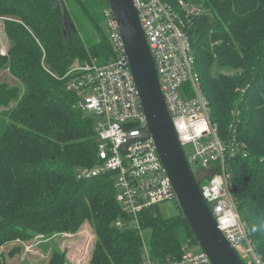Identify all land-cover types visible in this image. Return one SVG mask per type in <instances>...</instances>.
Here are the masks:
<instances>
[{
    "label": "trees",
    "instance_id": "obj_1",
    "mask_svg": "<svg viewBox=\"0 0 264 264\" xmlns=\"http://www.w3.org/2000/svg\"><path fill=\"white\" fill-rule=\"evenodd\" d=\"M187 1L201 9L182 15L212 121L226 143L244 146L229 161L234 196L264 260V0ZM163 2L181 10L178 0ZM107 7L106 0H0L9 41L0 74L10 71L19 82L0 83V248L75 234L86 224L97 238L90 264H145V248L164 264L198 247L180 208L172 217L160 205L145 208L138 229L118 202L116 174L78 178L99 164L96 119L62 78L78 64L114 57L103 28ZM51 262L67 264L66 255L57 249Z\"/></svg>",
    "mask_w": 264,
    "mask_h": 264
},
{
    "label": "built area",
    "instance_id": "obj_2",
    "mask_svg": "<svg viewBox=\"0 0 264 264\" xmlns=\"http://www.w3.org/2000/svg\"><path fill=\"white\" fill-rule=\"evenodd\" d=\"M134 2L179 140L183 147L193 144L195 148L194 158L188 161L190 165L195 162L197 168L215 169L211 179L200 183L203 197L219 229L242 261L264 264L234 196L229 161L243 154L244 146L235 141L226 143L220 125L212 121L210 102L196 70L184 21L177 9L163 0ZM178 7L186 18H194L201 11L187 0H178ZM102 18L114 57L105 65H99L96 59L78 64L62 78L67 81L68 90L79 95L78 107L96 119L99 164L80 171L78 178L87 180L106 173L116 174L118 202L124 212L136 218L135 226L141 229L137 217L143 209L177 201V196L153 138H143L147 130L145 114L119 26L109 6ZM117 226L122 227L124 223L119 221ZM145 252V264H156L151 261L147 248ZM164 264L211 262L202 250L186 248L180 259H167Z\"/></svg>",
    "mask_w": 264,
    "mask_h": 264
},
{
    "label": "water",
    "instance_id": "obj_3",
    "mask_svg": "<svg viewBox=\"0 0 264 264\" xmlns=\"http://www.w3.org/2000/svg\"><path fill=\"white\" fill-rule=\"evenodd\" d=\"M106 1L119 26L140 95L147 123L143 138H153L176 192L178 206L200 250L208 256L211 264H244L219 229L212 209L201 191L200 183L211 179L215 169L209 167L194 170L179 140L134 0ZM64 25L74 28V24L67 20ZM128 127L129 125L126 126Z\"/></svg>",
    "mask_w": 264,
    "mask_h": 264
},
{
    "label": "rangeland",
    "instance_id": "obj_4",
    "mask_svg": "<svg viewBox=\"0 0 264 264\" xmlns=\"http://www.w3.org/2000/svg\"><path fill=\"white\" fill-rule=\"evenodd\" d=\"M179 15L183 13L177 10ZM183 19V16H181ZM103 28L106 31V24L103 22ZM0 53H7L9 49V41L6 33L0 24ZM220 71L217 64L214 66V73ZM230 73L231 70H224ZM9 82L13 85L19 84L18 80L10 71H4L0 74V83ZM186 156L189 160L194 158L196 153L193 144L184 146ZM193 168H197V164H191ZM161 206L162 213L166 217H172L179 214V206L177 201H169ZM97 244L93 228L90 224H86L79 232L61 233L54 235L51 239H45L44 236H37L30 239H18L9 242L0 248V264H51L55 250H60L66 255L67 264H90L93 251ZM199 246L193 251L199 250Z\"/></svg>",
    "mask_w": 264,
    "mask_h": 264
},
{
    "label": "crops",
    "instance_id": "obj_5",
    "mask_svg": "<svg viewBox=\"0 0 264 264\" xmlns=\"http://www.w3.org/2000/svg\"><path fill=\"white\" fill-rule=\"evenodd\" d=\"M2 51H5V50H4V49H2L0 52H2ZM5 52H6V51H5ZM193 249H194V248H192V249H190V250H191V251H193Z\"/></svg>",
    "mask_w": 264,
    "mask_h": 264
},
{
    "label": "clouds",
    "instance_id": "obj_6",
    "mask_svg": "<svg viewBox=\"0 0 264 264\" xmlns=\"http://www.w3.org/2000/svg\"><path fill=\"white\" fill-rule=\"evenodd\" d=\"M252 231H253V232H255V231H256V229H255V228H253V229H252Z\"/></svg>",
    "mask_w": 264,
    "mask_h": 264
}]
</instances>
